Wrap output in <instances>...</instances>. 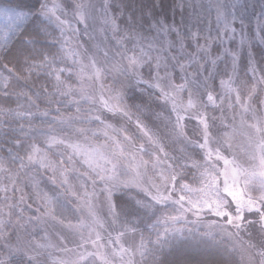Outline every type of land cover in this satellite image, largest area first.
<instances>
[{
    "label": "snow or ice",
    "instance_id": "snow-or-ice-1",
    "mask_svg": "<svg viewBox=\"0 0 264 264\" xmlns=\"http://www.w3.org/2000/svg\"><path fill=\"white\" fill-rule=\"evenodd\" d=\"M0 264H264V0H0Z\"/></svg>",
    "mask_w": 264,
    "mask_h": 264
}]
</instances>
